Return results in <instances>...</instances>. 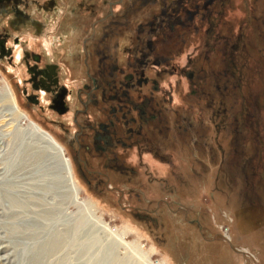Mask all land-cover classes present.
<instances>
[{"label":"rangeland","instance_id":"1","mask_svg":"<svg viewBox=\"0 0 264 264\" xmlns=\"http://www.w3.org/2000/svg\"><path fill=\"white\" fill-rule=\"evenodd\" d=\"M247 12L260 17L264 0H234L229 24L235 32L245 23ZM92 19L75 12L58 30L61 59L66 65L80 64L71 77H65L75 85L84 78L80 39L89 28L82 24ZM255 23L260 30L257 36L251 32L240 37L250 41V48L247 53L236 47L232 79L223 76L226 65L221 52L202 93L189 92L178 70L163 77L169 123L158 125L155 140L158 154L165 155L167 162L146 148L142 160L134 149L129 150L121 157L135 174H124L117 169L120 163L115 162L117 170L111 171L102 160L91 159L94 169L107 173L102 183L92 178L87 183L76 171L67 143L74 130L72 114L56 117L26 101L18 83L26 76L18 64L21 59L7 67L0 61V246L7 245L9 255L18 244V259L11 253L10 264H27L23 257L38 251L33 246L40 247L49 236L58 235L63 236L64 245L49 254L44 264H264V21ZM18 31L30 40L33 50L39 49L38 42L48 41L49 36L35 40L26 28ZM123 38L97 34L90 44L92 67L99 68L98 57L104 51L112 54L117 49V57L124 59L127 55L119 51ZM67 46L72 48V57L62 50ZM191 50L164 48L177 69L186 67ZM47 101L40 104L45 106ZM29 122L55 137L59 161L66 162L68 174L55 165L51 155L35 163L24 153L18 156L19 135L26 134ZM40 177L42 181L37 180ZM9 220L17 221L22 231L36 229L39 239L6 242L2 224Z\"/></svg>","mask_w":264,"mask_h":264},{"label":"flooded vegetation","instance_id":"2","mask_svg":"<svg viewBox=\"0 0 264 264\" xmlns=\"http://www.w3.org/2000/svg\"><path fill=\"white\" fill-rule=\"evenodd\" d=\"M233 11L234 0H0V61L5 67L12 65L14 46H21L18 64L26 74L18 79L22 96L56 117L72 114L74 130L67 143L76 171L87 183L90 178L102 183L107 173L94 169L91 159L102 160L111 171L115 162L120 163L117 169L124 174H135L121 157L129 150L134 149L142 160L146 148L167 162L165 155L158 154L155 131L158 125L169 123L164 106L168 95L161 86L168 72L178 70L189 92L202 93L213 75L211 65L221 52V62L226 65L223 76L234 77L236 47L247 53L250 48V41L240 37L251 32L258 35L255 21H264V12L260 17L247 12L245 23L235 32L229 24ZM75 12L94 16L82 24L88 25L89 32L80 39L84 78L76 85L65 77H71L80 64L66 65L61 59L62 39L57 35L62 21ZM140 12L144 13L141 17ZM48 21L50 32L46 30ZM21 28L30 30L37 41L49 36L48 41L38 42L39 49L33 50L30 40L18 31ZM97 34L125 36L119 51L123 49L127 56L121 60L117 49L112 54L104 51L98 57L99 68L92 67L90 44ZM187 47L192 50L186 67L177 69L164 48L181 52ZM62 50L73 56L70 46ZM39 90L45 93L39 95ZM42 96L48 99L45 106L40 104Z\"/></svg>","mask_w":264,"mask_h":264},{"label":"bare ground","instance_id":"3","mask_svg":"<svg viewBox=\"0 0 264 264\" xmlns=\"http://www.w3.org/2000/svg\"><path fill=\"white\" fill-rule=\"evenodd\" d=\"M14 54H15V59H21V57H22V50H21V47L19 46V45H16L15 46V48H14ZM50 54V53H49ZM40 94H44L45 92L43 91V90H40V92H39ZM14 96V95H13ZM46 97L45 96H42V100H45L46 101V99H45ZM13 102V101H12ZM11 102V103H12ZM10 108H11V110H13V106H12V104L10 105ZM14 111V110H13ZM12 111V112H13ZM19 112H20V110H19ZM22 114V113H21ZM21 114H17V116L16 117H18V118H20V116H21ZM12 115V114H11ZM23 120V119H22ZM31 120V119H30ZM29 120V121H30ZM23 132V131H22ZM21 133V132H20ZM20 136V139H19V141H20V143H22V147H21V150L20 151H18V156H21V153L23 154H26V156L27 157H29L30 158V160H33L34 161V163L35 162H37V160L38 159H42L43 161H45L44 159V156L46 155V154H48L49 156H50V158L52 159H54L55 161V165L56 166H59L58 168H60L61 170H63V172H65V173H67L68 174V170H67V168H66V162L65 161H62V160H60L59 161V152H58V149H57V146L55 145V143H57V140L55 139V137L53 136V135H51L49 132H46L42 127H40V126H37V125H35L33 122H29L28 124H27V129H26V134L25 135H23L22 133L19 135ZM26 136V137H25ZM4 142V141H3ZM1 146H3L2 144H1ZM20 149V148H19ZM20 152V153H19ZM47 155V157H49ZM2 158V157H1ZM23 161V160H22ZM25 161V160H24ZM42 161V162H43ZM48 161H49V159H48ZM1 162V161H0ZM52 162H53V160H52ZM30 163V162H29ZM28 163V164H29ZM41 163V162H40ZM1 164V163H0ZM27 164V165H28ZM2 165V164H1ZM15 165V164H14ZM34 165V164H33ZM51 165V164H50ZM38 166V165H37ZM46 167H48V166H46ZM51 167V169H53L52 168V166H50ZM34 168H36V167H34ZM57 168V167H56ZM50 169V170H51ZM59 169V170H60ZM4 170V169H3ZM6 170V169H5ZM7 170H8V168H7ZM6 170V171H7ZM38 172H39V170L40 169H36ZM5 172V171H4ZM46 172V171H45ZM54 172V171H53ZM58 171L56 170V173H57ZM41 173V172H40ZM55 173V172H54ZM59 173V172H58ZM38 174V173H37ZM55 174H53L52 176H54ZM38 176H39V174H38ZM47 176V175H46ZM56 176H58V175H56ZM55 176V177H56ZM66 176V178L68 179V176L67 175H65ZM54 177V178H55ZM61 177H64V176H61ZM41 178L42 177H40V180H39V178L37 179L38 181H42L41 180ZM46 179V178H45ZM60 179V178H59ZM66 180V179H65ZM49 181H47V183H48ZM57 182V181H56ZM46 183V182H45ZM57 183H59V182H57ZM56 183V184H57ZM61 183V182H60ZM40 184V183H39ZM53 185V184H52ZM46 186V185H45ZM51 186V185H50ZM49 188V187H48ZM2 190V189H1ZM39 193V192H38ZM44 194H46V193H44ZM14 195H16V194H14ZM2 196V195H1ZM3 201V200H2ZM9 204V206H10V208H13V206H15L14 204H13V202H11V204L10 203H8ZM36 204V203H35ZM12 205V206H11ZM8 208V207H7ZM9 209V208H8ZM52 211V210H51ZM37 212V211H36ZM30 213V212H29ZM42 213V212H41ZM6 215V214H5ZM15 215V214H14ZM47 215V214H46ZM18 217V215H16V218ZM19 217H20V215H19ZM5 218V217H4ZM18 219V218H17ZM16 219V220H17ZM4 219H3V217H2V221H3ZM15 220V219H14ZM8 221V220H7ZM18 221V220H17ZM17 221L15 222V221H13V220H9V224H7V225H4V224H2L3 225V228H5L6 229V231H7V233H6V237L4 238L5 239V241L7 240V241H10V242H19V241H21L22 239H24V238H30V239H37L38 238V234H39V232L36 230V229H30L28 232H26V231H22L18 226H17ZM20 221V220H19ZM38 221V220H37ZM2 227V226H1ZM3 228H1V229H3ZM23 229V228H22ZM26 230H27V228H26ZM63 230V229H62ZM61 230V231H62ZM2 232H3V230H2ZM5 232V231H4ZM64 233V232H63ZM2 237H4V236H2ZM39 239V238H38ZM1 240V239H0ZM4 241V242H5ZM6 241V242H7ZM64 240H63V236H53L52 238H50V236L48 237V239H47V243H45L44 245H41L40 247L39 246H33V249L35 250V249H37L38 251H35V252H31V251H29L28 253H27V257H23V260H25V262H27V264H44L45 262H46V260H47V257H48V255L50 254V255H52V252H56L58 249L60 250V248H62L61 246H63L64 245V242H63ZM37 242H39V241H36L35 243H37ZM43 242V241H42ZM3 243V242H2ZM33 243V242H32ZM112 245H113V247L114 246H116L117 245V243H116V241L113 239H111V242H110ZM1 244V243H0ZM14 244V243H13ZM34 244V243H33ZM39 244H41V243H39ZM111 244H110V246H111ZM17 245L18 244H15V246H13L14 247V251H13V253L12 252H10V254L12 253L13 254V256H16V258L18 259V257H17ZM28 248V247H27ZM30 248V247H29ZM38 248H40V250L38 249ZM114 248H116V247H114ZM3 253V254H2ZM21 253V252H20ZM19 253V254H20ZM0 254H2V257H0V260H2V262H3V264H5V262L4 261H7V264H10V262H9V256H10V254L8 255L7 254V245H2V246H0ZM31 254V256H29ZM39 254H41V255H39ZM22 258V257H21ZM15 260V259H14ZM16 262V261H15ZM14 264V263H13Z\"/></svg>","mask_w":264,"mask_h":264}]
</instances>
